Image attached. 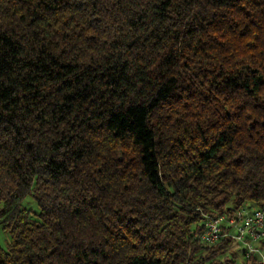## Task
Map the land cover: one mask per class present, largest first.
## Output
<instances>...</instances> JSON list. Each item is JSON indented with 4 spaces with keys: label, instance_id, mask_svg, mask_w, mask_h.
<instances>
[{
    "label": "trees",
    "instance_id": "1",
    "mask_svg": "<svg viewBox=\"0 0 264 264\" xmlns=\"http://www.w3.org/2000/svg\"><path fill=\"white\" fill-rule=\"evenodd\" d=\"M153 3L162 7L135 22L132 12L121 16L125 27L109 37L105 23H95L109 20L103 0H0V140L9 137L17 155L32 161L20 177L29 193L21 199L31 197L39 209H0V227L28 228L26 264L33 256L35 264H222L228 252L226 238L199 256L209 249L195 246L204 225L191 226L204 217L193 216L188 193L199 195L197 182L213 171L226 179L219 170L247 148L264 151V41L256 27L264 21L255 16L259 9L264 17V0H194L186 7L199 10L188 14L177 12L176 0ZM138 67L142 111L119 95ZM133 123L141 159L126 168L122 140ZM102 141L117 142L118 154L109 157ZM86 170L95 187L81 200L73 189ZM126 191L149 198L143 216L124 218L113 196ZM235 199L220 213L264 211ZM92 224L102 225L94 244L81 239Z\"/></svg>",
    "mask_w": 264,
    "mask_h": 264
},
{
    "label": "clouds",
    "instance_id": "2",
    "mask_svg": "<svg viewBox=\"0 0 264 264\" xmlns=\"http://www.w3.org/2000/svg\"><path fill=\"white\" fill-rule=\"evenodd\" d=\"M193 2L194 0H176L175 7L177 12L188 14L189 11H198V8L193 10L186 7V3ZM256 2L260 4L261 0H256ZM151 7H162V5L154 4L153 0H103V11L105 16L109 17V20L105 21V17L102 16L95 23H105V27L101 31L111 37L113 32L122 30L125 27L123 23H118L121 20V16L127 17L132 12L135 22L140 19V12ZM255 16L264 21V17L260 16L259 9L256 10ZM179 22L178 19H172V24ZM256 27L261 29L257 38L264 41V27L261 24H257ZM251 28L252 25H249V30ZM97 59L99 60L100 58L97 57ZM245 59L248 58L245 57ZM125 67H130V65H125ZM157 73L158 70L151 74L155 75ZM139 74L140 69L138 67L132 75L127 77L129 88L122 90L119 95L127 96L128 107L130 109L142 111L144 110L146 101L142 98L139 101L137 100L144 91L143 87H136V77ZM148 83V81H144L145 86ZM129 91L132 92L131 95H128ZM174 99L178 100L180 98L175 97ZM148 107H151V105H148ZM169 118V115L165 114L161 117V122L166 123ZM181 122L182 120L176 121L172 125V128L174 129ZM136 126L133 123L130 128L126 129L127 134L124 135L122 140L126 149L125 156L129 160V164L125 166L126 168L136 164L141 159V148L136 144L135 139H133L134 135L142 138V134H134L133 129ZM103 127H107V125L105 124ZM115 135H118V133H109L108 137ZM9 140L10 138L7 136L3 140H0V209L5 211H8L13 206H18L22 203L21 198L29 194L28 190L21 183L20 177L30 171L27 165L32 163L26 153L17 155V150L10 146ZM99 146L108 153L109 157L118 154L117 149L119 148V144L115 141L110 144L102 141L99 143ZM236 151L239 152L238 149ZM133 155H135V159H132ZM144 159L147 160L148 158L144 157ZM20 168H24V172H20ZM79 171L80 169H77V172ZM219 171L224 172L226 179H221L218 176V172L213 171L204 178L205 183L197 182L196 188L199 190V195L194 192L188 193L189 199L193 201V207H195V211L192 213L193 216L195 217L196 213H199L204 217L203 221L198 220L196 224H193L191 226L192 229H199L201 223L205 224V228L195 235V239L198 241L195 246H207L210 251L219 245L215 234L220 233L222 231L221 225L228 222V217L220 213V205L226 204L227 207H231V198L235 197V203L238 206L246 202H252L250 206H264V204L256 203L264 202V151L249 147L246 151L239 153L238 159L230 161L226 169H220ZM18 172H20L19 175H17ZM72 175H75V173ZM82 181L79 189H73L80 194L81 200H83L84 195L91 188L95 187L94 182H92L91 171H85ZM138 184L139 181L133 182L132 187L135 189ZM200 195L203 196V200L200 199ZM116 199H119L120 207L127 214L124 217L125 219L133 213L143 216L147 209L151 207L149 198L146 195L142 196L139 191H136L135 194H130L127 191L120 193L113 196V200ZM200 205H203V207ZM211 205H215V207H209ZM2 219L3 217H0V220ZM150 222L151 218H149L147 223ZM97 227H102V225L92 224V231L90 232L85 228V236H82L81 239L86 238L87 242L92 244L97 239H101L102 236H98L95 231ZM230 227L232 231H225V235L231 236L232 241L228 252L224 256L226 257L229 253L235 252L240 264H264V224H254L250 220H242L240 223H237L233 219L231 220ZM176 231L177 235H179L180 230L177 229ZM30 239L27 227H25L23 233L20 230L12 231L0 227V261H3V264H26L27 256L32 255L30 251ZM65 239L71 240L72 233L69 232L65 236ZM102 248L103 244L100 245V249ZM201 255L207 256L209 253L205 252ZM33 260L35 264L34 256Z\"/></svg>",
    "mask_w": 264,
    "mask_h": 264
},
{
    "label": "built area",
    "instance_id": "3",
    "mask_svg": "<svg viewBox=\"0 0 264 264\" xmlns=\"http://www.w3.org/2000/svg\"><path fill=\"white\" fill-rule=\"evenodd\" d=\"M226 217H228V222L226 224L221 225L222 231L220 233L215 234L216 239L218 241L223 239H230L232 240L231 236L225 235V231H232L230 224L231 220H236L237 223H240L242 220H250L251 223L254 224H264V211L259 209H247V208H241L237 210V212L233 215H228L227 213L221 214ZM204 228L205 224L203 223ZM210 231V229H209Z\"/></svg>",
    "mask_w": 264,
    "mask_h": 264
},
{
    "label": "rangeland",
    "instance_id": "4",
    "mask_svg": "<svg viewBox=\"0 0 264 264\" xmlns=\"http://www.w3.org/2000/svg\"><path fill=\"white\" fill-rule=\"evenodd\" d=\"M22 207L28 210L32 215H37L39 213V209L35 203V201L31 197H26L22 202ZM208 252L209 255L203 256L202 253ZM200 257L206 258L209 257L210 250H202ZM232 254V257H231ZM224 258H219V260L222 262V264H240L239 259L237 258V255L235 252L229 253L227 257L223 256ZM232 261V262H231Z\"/></svg>",
    "mask_w": 264,
    "mask_h": 264
}]
</instances>
